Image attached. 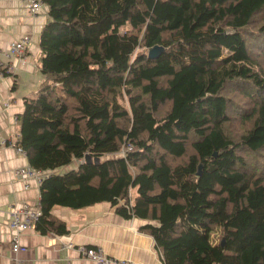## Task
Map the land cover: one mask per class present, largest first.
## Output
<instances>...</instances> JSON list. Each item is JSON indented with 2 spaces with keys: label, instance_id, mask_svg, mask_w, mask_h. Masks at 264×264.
I'll return each instance as SVG.
<instances>
[{
  "label": "trees",
  "instance_id": "trees-1",
  "mask_svg": "<svg viewBox=\"0 0 264 264\" xmlns=\"http://www.w3.org/2000/svg\"><path fill=\"white\" fill-rule=\"evenodd\" d=\"M42 1L16 142L49 172L35 227L108 202L164 264H264V0Z\"/></svg>",
  "mask_w": 264,
  "mask_h": 264
},
{
  "label": "crops",
  "instance_id": "crops-1",
  "mask_svg": "<svg viewBox=\"0 0 264 264\" xmlns=\"http://www.w3.org/2000/svg\"><path fill=\"white\" fill-rule=\"evenodd\" d=\"M47 11L45 5L32 11L26 0H0V61L11 67L0 74V264H95L77 251L79 244L101 246L110 256L138 264H164L153 236L142 228L146 222L120 216L108 202L78 209L55 206L52 213L66 223L68 232L42 233L32 227L20 234L22 249H12L10 210L25 201L39 208L41 197L35 178L15 175L17 168L30 164L10 143L20 137L17 114L25 97L35 96L44 78L40 33ZM22 38L27 40L25 58L7 56L8 45Z\"/></svg>",
  "mask_w": 264,
  "mask_h": 264
},
{
  "label": "built area",
  "instance_id": "built-area-1",
  "mask_svg": "<svg viewBox=\"0 0 264 264\" xmlns=\"http://www.w3.org/2000/svg\"><path fill=\"white\" fill-rule=\"evenodd\" d=\"M29 2L32 11H37L42 5V0H26ZM26 38L19 39L17 41L11 42L8 46L7 56L11 54H16L20 59L24 58L26 54ZM6 70H11L10 66L3 64L0 61V74H4ZM13 145L18 152L26 154V152L17 145L15 141L10 143ZM48 171H42L35 169L31 166L19 167L15 170L16 176L33 177L39 183L48 174ZM40 216V209L32 207L31 203L28 201L23 202L20 206H14L10 210V220L9 228L11 230V240L13 251H18L22 249L20 245V234L21 232L35 227L36 221ZM73 246V245H70ZM77 251L85 258L92 260L95 264H138L131 259H121L108 255L103 247L96 246L91 247L84 244L76 245Z\"/></svg>",
  "mask_w": 264,
  "mask_h": 264
},
{
  "label": "water",
  "instance_id": "water-1",
  "mask_svg": "<svg viewBox=\"0 0 264 264\" xmlns=\"http://www.w3.org/2000/svg\"><path fill=\"white\" fill-rule=\"evenodd\" d=\"M161 50H162V47L159 46V45H156V46L152 47V48L149 50V55H150L151 57H155V56L158 55V53H159ZM86 159L89 160V157L86 156Z\"/></svg>",
  "mask_w": 264,
  "mask_h": 264
},
{
  "label": "rangeland",
  "instance_id": "rangeland-1",
  "mask_svg": "<svg viewBox=\"0 0 264 264\" xmlns=\"http://www.w3.org/2000/svg\"><path fill=\"white\" fill-rule=\"evenodd\" d=\"M240 122V121H239ZM234 123L235 124H237L238 126H236L235 125V127H237V128H235V129H240V127H239V123H238V121H234ZM241 126V125H240ZM75 166V164L74 163H72L71 165H67L66 167H64L65 169H70V168H73ZM215 232V231H214ZM214 235H215V233H213V235L211 236V239H212V241L214 240Z\"/></svg>",
  "mask_w": 264,
  "mask_h": 264
},
{
  "label": "bare ground",
  "instance_id": "bare-ground-1",
  "mask_svg": "<svg viewBox=\"0 0 264 264\" xmlns=\"http://www.w3.org/2000/svg\"><path fill=\"white\" fill-rule=\"evenodd\" d=\"M19 40V39H18ZM26 55V54H25ZM25 58V57H24ZM9 72V71H8ZM6 73V72H5ZM8 74V73H7ZM11 74V73H10ZM6 75V74H5ZM3 76H4V74H3Z\"/></svg>",
  "mask_w": 264,
  "mask_h": 264
}]
</instances>
